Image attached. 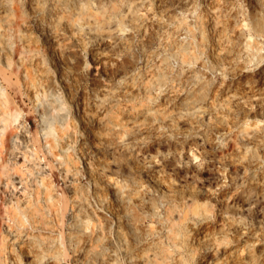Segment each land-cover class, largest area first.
I'll return each mask as SVG.
<instances>
[{"label": "bare ground", "instance_id": "6f19581e", "mask_svg": "<svg viewBox=\"0 0 264 264\" xmlns=\"http://www.w3.org/2000/svg\"><path fill=\"white\" fill-rule=\"evenodd\" d=\"M246 5L245 9H241L234 2L222 4L213 12L210 20L212 28L217 31L216 53L229 59L227 64L219 68L224 74L237 73V84L241 87L238 96L235 93L220 99L219 96L212 95V87L216 84L215 64L203 49L192 52L186 45H180L177 50L162 48L158 53L157 64L149 70L148 79L142 87L145 92L156 87L163 94L167 93L172 82L179 78V74L173 69V61L179 60L181 54L183 62L189 61L191 57L194 59L196 68L190 72H197L201 76H197L187 86L180 101L189 112L183 120L177 122L188 126V129L184 131L182 139L166 132L156 136L160 141L161 138L171 139L165 152L167 154L171 150L170 146L176 148L179 145L184 149L194 141L191 130L193 123L205 126L202 135L207 141H211L209 133L219 135L223 141V151L217 158V180L213 184L198 186L192 183L185 187L164 176L155 177L152 174L153 183L162 191L161 196L152 197L148 195L147 188L133 178L125 179L128 183L124 185L122 179L112 176L108 160H104V164L100 166L89 156L85 158L89 172L97 170L96 176L99 174L98 178L110 188L114 202L120 207L134 238L148 234L151 230L150 226L145 225V221L152 220L164 211L168 236L174 244L182 243L190 251L194 250V244L202 242L204 245L205 253L197 264H220L222 260L226 261L223 264H264V231L258 234L256 230L251 232L252 237L248 239V243L243 239L246 233H250L247 213L255 205L257 198L253 197L259 192L264 193V176L258 182L256 171L263 162L261 151L264 149V119L259 123H249L243 119L245 125H242L244 96L254 102L258 112L264 117V0H246ZM184 16L185 13L181 12L177 32L182 31L188 44L196 43L195 32ZM31 22L42 35L57 76L69 95H80L75 104L76 113L83 116V125L87 127L95 145L114 152L132 153L138 128L128 127L122 117L133 114L130 103L134 98L136 84L133 70L139 60L149 56L159 22L154 18L147 20L139 15L120 13L118 8L113 5L106 7L101 0L97 1L96 6L94 0H54L44 6L37 2ZM185 24L188 26L186 29ZM194 26L200 30L197 21ZM200 33H204V30L201 29ZM19 40L20 48L16 51L29 52L26 58L21 53L19 59L32 67L30 74L25 68L23 74L31 83L41 87L44 95L46 90L53 88L50 77L45 74L46 67L37 50L25 45L26 36H19ZM224 41H227V45L221 46ZM0 46L4 50L1 39ZM82 48L87 50L89 61L84 58ZM125 100L126 103L123 104ZM150 100L154 101L153 98ZM50 106L52 109L56 108L51 103ZM212 110L215 111L210 115ZM143 114L145 119L153 116L148 111ZM8 118L9 122L15 121L17 114L10 112ZM67 126L65 124L63 127ZM51 131H54L52 126L45 133ZM139 140L143 143L145 138L141 137ZM64 152H67V148ZM141 156L149 164L147 166L157 157L151 153ZM184 156L187 162L198 157L190 150ZM235 161L251 169L254 175L252 179L257 181L254 186L251 179L249 182L245 181L244 191L242 187L231 190L222 188L228 178L234 179L229 164ZM66 170L69 171L68 168ZM94 182L95 179L91 177L87 184L90 187V183ZM258 184L261 185L260 189ZM253 191L255 194L252 195ZM187 198L188 202L184 201ZM73 199L78 211L72 223L75 231H70L65 239L74 244V256L81 264H107L105 250L95 249L87 243L90 240L88 228L90 224L96 223L97 228L102 231L114 224V220L103 208L93 207L88 200L83 201L80 195L74 194ZM197 200L203 201V204L198 205ZM182 202L188 207L194 206L190 214L185 212L178 216L176 211H179ZM16 206L18 210L11 214L15 228L8 225L7 229L2 230L0 227V264H67L62 257L63 250L60 249L65 242L62 234L55 238L51 246L54 253L50 257L40 253L38 239L30 238L24 247L27 260L23 261L18 252L20 235L17 224L22 221L29 223L30 219L34 222L41 213L34 209L27 210L28 207L23 205L20 210L19 202H16ZM144 206L148 209H143ZM83 210L89 213L93 221L88 214L79 213ZM207 210H211L212 214H207ZM208 216L215 218V225L208 224ZM262 218L264 219V214ZM50 222L48 219L44 220L46 225ZM97 238L98 236L94 237ZM224 241H227L226 245L222 244ZM164 256L166 251L163 249L159 257L155 258V263L163 264Z\"/></svg>", "mask_w": 264, "mask_h": 264}, {"label": "rangeland", "instance_id": "374dc122", "mask_svg": "<svg viewBox=\"0 0 264 264\" xmlns=\"http://www.w3.org/2000/svg\"><path fill=\"white\" fill-rule=\"evenodd\" d=\"M50 1L54 0H0V39L3 40L4 47V50H1L0 46V227L2 230L7 229L8 225L15 228L11 214L12 211L18 210L16 202L21 205L20 210L22 205L27 206V210H37L41 215L36 221L33 222L32 219L29 223L22 221L16 227L20 235L18 252L23 261L27 260L24 247L30 238L38 239L40 253L50 257L54 253L51 246L55 238L62 234L65 242L64 247L60 249L63 250L62 257L65 262L81 264L74 256V244L65 239L70 231H75L72 228L75 215L78 214L73 202L75 194L80 195L83 201L88 200L93 207L103 208L115 222L102 230L103 232L97 228L96 223L90 224L88 228L90 240L87 243L95 249L105 250L107 264H156L155 258L159 257L163 249L166 251L163 264H197L205 253L204 245L202 242L198 245L194 244V250L190 251L189 247L182 243L174 244L168 236L169 229L164 211L152 220L145 221V225L150 226L151 230L148 234L134 238L120 207L114 202L110 188L98 178L99 174L96 176L97 170L89 172L85 158L89 156L100 166L104 164V160H108L109 173L112 176L122 179L124 185L128 183L125 179L133 178L144 185L148 195L152 197H159L162 194L153 183L152 174L155 177L164 176L185 187L192 183L198 186L213 184L217 180L215 174L217 158L223 151V141L219 135L209 133L211 141H207L202 135L205 126L202 123H193L191 130L194 141L184 149L179 145L176 148L170 146L171 150L167 154L165 152L171 139L161 138L160 141L156 136L166 132L182 139L184 131L188 129V126L177 122L183 120L189 112L180 101L187 86L197 76H201L197 72H190L196 68L194 59L191 57L189 61L183 62L181 54L179 60L173 61V69L177 71L179 78L175 77L177 79L172 82L167 93L163 94L156 87L150 92H145L142 87L148 79L149 70L157 64L158 53L162 48L177 50L180 45H186L192 52L203 49L215 64L216 84L212 87V95H217L220 99L235 93L238 96L241 87L237 84V73L224 74L219 68L227 64L229 59L216 53L217 31L212 28L210 20L213 12L218 10L220 5L234 2L241 9H245L246 0H101L106 7L113 5L118 8L120 13L129 16L139 15L147 20L154 18L160 25L156 28V38L149 50V56L147 59L139 60L133 70L136 82L134 98L130 102L133 114L122 117V120L128 123V127L138 128L132 153L114 152L104 147H97L87 127L83 125V116L76 113L75 104L80 95L78 96L77 93L73 96L69 95L65 85L57 76L42 35L31 22L33 8L36 7L37 2L44 6ZM97 1L99 0H94V6L97 5ZM181 12L185 13L184 19L195 32L196 43L188 44L182 31L177 32L180 27ZM196 21L200 25V30L195 29ZM184 26L185 29L188 28L186 24ZM201 29L204 33H200ZM22 35L26 36L25 45L37 50L46 67L45 74L50 77L53 84V88L46 90L44 95L40 90L41 87L31 83L23 74L24 68L30 74L32 67L19 59L21 53L26 58L29 52L16 51L20 48L19 36ZM226 45L227 41H224L221 46ZM81 52L89 61L87 50L82 48ZM151 98L154 101H151ZM248 98L244 96L242 99L244 103L242 125H245L243 119L248 120L249 123H259L264 119L254 102ZM232 101L235 103L233 99ZM50 103L56 108L52 109ZM122 103L125 104L126 100ZM233 107L236 108L235 104ZM147 111L152 112L153 116L145 119L143 113L146 114ZM214 111L212 110L210 115ZM10 112L17 114L15 121L9 122ZM206 115L210 116L208 112ZM170 123L173 125L171 126ZM65 124L68 126L64 128ZM50 126L54 127V131L46 134L45 131ZM141 137L145 138L143 143H140ZM65 148H67L66 153ZM188 150L196 153L198 157L187 162L184 153ZM145 153L157 155L150 166H147L149 164L142 159L141 155ZM261 154L263 162L256 170L258 182L264 176V149ZM229 170L234 179L228 178V181L222 185L223 189L242 187L244 191L245 181L249 182L254 178L251 169L239 161L229 164ZM91 177L95 182L90 183L89 187L87 182ZM256 182V179H252L253 186ZM260 188L261 185L258 189ZM244 194L245 192L242 195ZM255 198L257 199L254 207L247 213L250 233L244 235L243 239L247 241L246 243L252 237L251 232L256 230L258 234L264 231L262 218L264 193L259 192L253 197ZM184 201L188 202V198ZM197 201L198 205L203 204V201ZM193 206L188 207L182 202L176 214L178 216L185 212L190 214ZM143 209L147 210L148 207L144 206ZM206 212L212 214L211 210ZM79 213L88 214L92 220L85 210ZM215 218L208 216V224L215 225ZM45 219L51 222L46 225ZM97 236L98 238L94 239ZM225 243L227 241L222 244ZM222 261L220 264L226 263Z\"/></svg>", "mask_w": 264, "mask_h": 264}]
</instances>
